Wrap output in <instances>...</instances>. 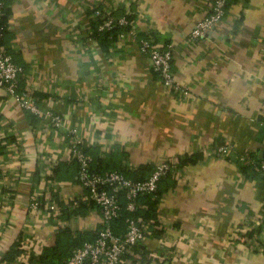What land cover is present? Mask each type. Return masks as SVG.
Returning a JSON list of instances; mask_svg holds the SVG:
<instances>
[{"label":"crops","instance_id":"obj_1","mask_svg":"<svg viewBox=\"0 0 264 264\" xmlns=\"http://www.w3.org/2000/svg\"><path fill=\"white\" fill-rule=\"evenodd\" d=\"M212 2L8 0L4 43L39 113L0 86V264H29L61 225L90 237L100 226L96 207L61 211L85 193L71 162L74 140L132 177L197 155L161 182L158 223L119 264H264V173L247 177L238 159L264 155V0H226L214 28L188 39ZM93 5L133 17L108 47L90 34ZM143 37L170 44L178 89L151 68ZM224 142L233 148L214 154ZM32 196L42 207L30 208ZM20 235L21 249L5 261Z\"/></svg>","mask_w":264,"mask_h":264},{"label":"built area","instance_id":"obj_2","mask_svg":"<svg viewBox=\"0 0 264 264\" xmlns=\"http://www.w3.org/2000/svg\"><path fill=\"white\" fill-rule=\"evenodd\" d=\"M226 0H213L209 11L199 19L190 30L188 39L205 37L215 26L225 12ZM2 13V0H0V15ZM95 14L100 13L96 8ZM127 18L124 15H106L99 24V29L109 28L114 24H125ZM122 34V32H121ZM2 26L0 25V86L18 101L21 106L34 114L39 113L33 96L25 88H19L18 77L23 67L13 61L11 53L7 50L5 43H1ZM139 48L147 54L151 68L156 71L163 83L172 89H178L171 71V46L158 48L149 38L139 39ZM51 115L52 120L58 123L60 118L56 114ZM233 148L230 142H224L212 148L216 155L223 156ZM71 154L78 160L79 169L77 178L85 193L82 198H74L68 204L76 205L79 200L94 201L101 215V224L91 240H85L76 246L71 254L61 264H119L124 254L144 237L147 220L142 217L128 216L125 229L121 233H115L111 227L112 219L119 214L121 204L119 193L125 196V208L134 210L138 206L137 198L157 188L158 181L173 162H157L150 174L141 179H134L126 176L122 171L109 169L94 171L89 167L91 157L84 153L78 140L70 143ZM241 162H248L254 168L264 173V155L258 162L249 155L238 156ZM29 206L32 209L39 208L36 196H32ZM48 207V206H47ZM22 241V240H21ZM35 264H40L36 262Z\"/></svg>","mask_w":264,"mask_h":264},{"label":"trees","instance_id":"obj_3","mask_svg":"<svg viewBox=\"0 0 264 264\" xmlns=\"http://www.w3.org/2000/svg\"><path fill=\"white\" fill-rule=\"evenodd\" d=\"M226 6V3H225ZM98 8L100 10V13L95 14L94 10ZM88 14L91 15V22H92V31L90 34L95 37L100 46L102 47H108L109 44L112 43L113 40H116L120 33L123 31H127L131 28V25L133 23V17L129 13H114V12H107L99 5H93L88 8ZM8 14H9V5L8 0H2V13L0 15V25L2 26V37H1V43H4L5 41V35L8 31ZM106 15H112V16H120L124 15L127 18V23L125 24H114L113 26L109 28L99 29V24L102 22V19ZM147 38V37H146ZM156 72V71H155ZM20 76V75H19ZM18 85L19 88H23L18 77ZM32 113V112H31ZM33 114V113H32ZM35 115V114H34ZM83 152L88 154L86 149L83 148V146L80 145ZM91 157L89 167L91 170L94 171H103V170H109V169H116L119 171H122L126 176L127 173L125 172L124 166L121 164L117 167L113 168H107L102 165H100L96 159H94L90 154H88ZM196 154L192 155H183L179 158V161L177 163L171 164V167L167 170V172L160 177L157 188L154 191L144 193L140 195L137 198V202L139 203L138 206L135 207L134 210H127L125 208L126 199L122 192L119 193V201L121 204V208L119 211V214L115 216L111 221V227L115 233H121L125 229L126 225V218L128 216H134V217H142L143 219L147 220L146 230L149 229V227L152 224H157V206L159 203V198L161 195V189L160 184L162 181L168 180L171 175L174 174L176 170H178L182 165L188 164L191 161H194L196 159ZM255 162H258L260 159L258 156H251ZM71 162L75 164L76 166V176L79 169V162L78 160L71 154ZM155 164L149 166L150 171L145 176H139V177H132L128 176L134 179H141L150 174V172L153 170ZM241 170L247 177H256L260 172L254 168V165L248 162H241ZM53 173L58 175V166H55L53 168ZM78 180V178L76 177ZM85 190V189H84ZM39 202V207H42V202L37 198ZM67 207L62 208V214L64 210H66L65 213H75L79 212L80 208L82 206L88 208V207H96V204L94 201H86V200H79L76 205L71 206V204H66ZM62 214L61 217H62ZM64 215V214H63ZM52 215L50 214V217ZM96 233V232H95ZM147 231L145 232V234ZM95 234L90 237L87 236V233L85 231H77L74 234L71 232V228L68 224L61 225L57 228L56 235H55V241L53 245L46 246L43 248L41 253L37 256H33L29 259V264H35L36 262H39L40 264H61L64 262V260L71 254L72 250L82 244L85 240H91L93 239ZM22 236L20 235L19 238L14 242L13 246L6 251V253L3 256V259L5 261H12L15 257V255L19 252L20 244H21ZM137 245V244H136ZM53 257H56V261H53ZM19 264H24V261H20Z\"/></svg>","mask_w":264,"mask_h":264}]
</instances>
